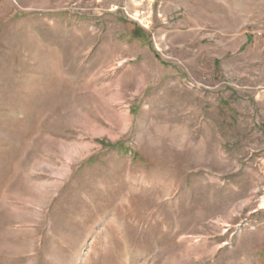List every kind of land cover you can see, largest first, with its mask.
I'll use <instances>...</instances> for the list:
<instances>
[{
	"label": "rangeland",
	"instance_id": "1",
	"mask_svg": "<svg viewBox=\"0 0 264 264\" xmlns=\"http://www.w3.org/2000/svg\"><path fill=\"white\" fill-rule=\"evenodd\" d=\"M0 264H264V0H0Z\"/></svg>",
	"mask_w": 264,
	"mask_h": 264
}]
</instances>
